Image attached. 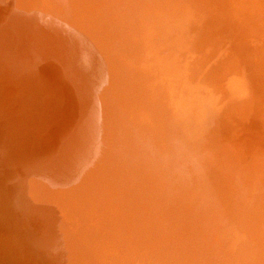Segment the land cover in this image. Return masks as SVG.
I'll return each instance as SVG.
<instances>
[{
	"label": "rangeland",
	"instance_id": "rangeland-1",
	"mask_svg": "<svg viewBox=\"0 0 264 264\" xmlns=\"http://www.w3.org/2000/svg\"><path fill=\"white\" fill-rule=\"evenodd\" d=\"M93 1L95 3L94 15L80 0H62L63 6L62 4L53 5L64 13L61 12L56 17L53 13H49L46 10L43 0H0V58L8 64L6 70L0 66V92L10 97L22 107L24 120L17 118L14 125L16 126L15 129H26L29 133H34L35 140L37 141L35 143L37 153L36 167H26V162L30 159L28 158L30 157L29 140L21 139L18 136L8 138L0 128V141H3L2 146L9 154L21 156L24 169L20 163L17 170L21 173L23 180L36 182L37 185L45 188L43 192H40L41 199L45 203V210L40 209L41 214L39 213L38 215L37 211L33 210L31 203L29 205L31 201H29L28 196L25 195L26 199H21L18 196L15 197V184L10 182L9 179L12 178L9 177L10 174L5 172L4 175H0V264H40L43 262L47 264L45 259L41 257V253L39 254L40 256L35 253V249H47L50 256L55 258V255L60 254V252L58 253L60 246H58V241L53 237L57 232L49 231L46 226H54L64 234L72 227V219L77 217V215L67 216L60 208L63 195L62 193L56 194L53 191V185L51 186L52 175L41 174L39 176L37 171V169H40L38 163L39 153H43L49 157L60 155V150L57 154L54 153L55 149L48 152L45 146L40 149L38 143L40 141L44 142L42 137H44L45 141L49 140L52 133L51 116L60 108L61 98L66 92H70L74 96L83 95L88 103L82 101L67 109L64 120L59 125L62 131L66 132L72 128L71 125L80 122L84 113L87 112L83 109L87 104L88 110L91 111V117L97 115L100 109L103 113L106 143H111V139H115L118 136L121 137V132L124 133L123 138L119 137L123 147V155L119 158L118 163H116L117 172L121 176L120 180L123 182V185H121L120 180H117L116 184L118 185V193L121 194L120 191L124 192V198L132 202V204H138L142 199H150L149 201L156 202L154 204L159 205V207L161 203L165 205L168 203L169 205L167 206H171V208L175 207L173 209L192 206L197 202L201 189L198 177L207 174L209 167L208 170L212 169V171L208 172H213L215 169L213 173L216 175V171L219 170L216 167L221 163L226 165L230 162L231 157V160H236L235 163L234 161H231V163L237 164L239 162L246 168L250 167L249 160L251 159H255L256 164L264 167V155L261 150L248 152L244 148L242 152L238 151L234 153L235 151H231L233 147L235 148L236 139L239 137L237 134L243 135L241 133L243 128V132L245 133L246 128L243 125L246 126L249 115H254L256 108L260 106L259 109H262V112L259 115V122L264 135V30L262 31L261 28L263 27L264 29V7L257 2H251L252 5L249 6L248 0L246 2L244 0H196L197 2L195 0H185L187 2L181 0L180 4L182 5L178 4L179 0L177 2L175 0H127L125 3L124 0H119L121 2L118 0ZM173 2H176L178 5L175 3L176 5L170 6L174 4ZM163 3L167 4L164 6ZM196 4L197 6H195ZM229 4L233 7L230 6V8ZM196 7L200 8L201 13ZM250 8L254 9V11ZM227 10L233 16H230ZM243 10L249 12L244 13V18L240 16L244 12ZM236 12L241 13L238 15ZM256 16L257 18H255ZM238 17L239 19L237 20ZM261 17L262 22L259 21ZM98 18H105L109 24L108 33L106 34L109 35L111 40L115 41V44L111 45L112 47L101 46L88 34L89 32L93 33V31H86L84 33V35L88 36V39L81 37V26L79 24H99ZM166 18L171 21L165 20ZM250 18L253 20L252 22L249 21ZM216 19H218V22L215 21ZM11 22L14 23L13 26ZM51 22H58L61 27L67 30L66 33L70 38H67L65 34L61 35L60 31ZM230 23L231 25H229ZM252 26L254 29L250 30L251 28L249 27ZM159 28L161 30L163 28L164 30L158 31ZM253 30L255 31L254 33ZM240 33L241 35H239ZM255 33H260V35L255 38ZM242 34L244 37H241L243 36ZM200 35H202V38ZM229 35L231 36L229 37ZM248 35L252 37L249 38ZM165 36H168V38H164ZM228 37L229 39L227 40ZM231 37L232 39L234 38V41ZM244 38H246L245 41L249 40L246 41L248 43L244 41ZM132 39L135 40L132 41ZM224 39H226V42ZM252 39L253 42L257 43L256 45L252 42ZM256 39L257 41H255ZM164 40L165 42H163ZM170 40L171 42H169ZM176 40L177 43L180 40V44H175ZM190 40H194V42L192 43ZM230 41H233V43L238 41V43L235 42L236 45H233ZM243 41L246 44L242 45ZM166 42H169V44ZM165 44L168 46H165ZM169 45L172 47L175 45L173 48L176 49H173L171 46L169 47ZM245 45L249 46L245 48ZM184 46L185 48L189 47L188 49L191 50H185ZM232 46L235 47L236 53L231 48ZM167 47L172 49L170 50ZM243 48L248 51L245 49L241 51ZM208 49L211 50L207 53ZM216 49H222L223 52L222 50V53L219 50L216 51ZM167 50H170L169 52L172 54L174 52L175 55H171ZM237 50L241 52L238 54ZM246 51L250 56L248 53L246 55ZM193 52L194 54L196 53V58ZM225 52L229 54L233 52V54L229 56ZM243 54H245V57L242 56ZM238 55H240L241 59L237 57ZM231 56H233V59L236 58L229 60L228 58ZM251 56L255 58V61L250 59ZM203 57L208 58V61L205 58L202 59ZM218 57H220V60ZM245 58L247 59L246 63ZM236 59H239V62ZM204 60L207 62L203 63ZM226 60L231 63L228 64ZM223 61H225V65L221 63ZM76 63L78 64V68L84 69L89 75L79 73ZM232 63L235 65L233 66ZM238 63L240 66L237 65L238 70H236V64ZM207 65L211 67L209 66V68ZM214 67H218L216 68L218 73L217 70L213 71ZM233 70H235V73L231 72ZM260 70L263 71L261 72ZM182 71L185 73H182ZM209 71L210 73L212 71L214 73H211V75ZM201 72L204 76H201ZM256 73L261 79H258ZM76 75L89 79L93 85V88H91L93 93H97L93 81L96 82L100 90L106 93V102L96 97L89 98L81 92L73 82V78ZM260 75L263 76L261 77ZM251 78L254 79L251 80ZM192 79L193 81H191ZM217 80L218 83L216 82ZM185 81L190 85L187 86ZM260 82L261 84H259ZM192 83L194 84L191 85ZM221 83L222 85L219 86ZM262 84L263 86L261 87ZM209 85H213V88L211 87L213 90H211ZM74 87L76 88L75 90H67ZM184 88L187 89L185 90ZM220 88L221 91H219ZM214 92H216V95ZM219 93H223L222 95L220 94L222 97L217 96ZM261 97L263 98L262 100L260 99ZM225 99L227 102L224 101ZM256 100H260V102ZM237 101L241 104L238 105ZM248 102L252 104L251 107L247 105ZM231 103H235V105ZM233 106H235V109ZM238 106H241L242 110ZM251 108L252 110H250ZM238 110H241V112ZM230 113L233 118L230 116ZM236 113H242V115ZM247 113L250 114L247 115ZM0 114H3L1 109ZM246 115L247 117H245ZM219 116L222 118L224 116V120ZM240 117H244L241 118V120L243 119L241 123ZM233 121H236V124ZM215 122L219 124L217 127L215 126ZM211 126L217 128V130ZM221 127L225 128L221 130ZM233 128L236 131L239 129V132H236ZM86 131L89 132L88 130ZM215 133H217L216 135L221 134L223 139L221 136L216 137ZM58 134L62 136L65 133ZM90 134L94 138L93 133ZM236 135L238 136L237 138ZM217 138L221 142H218ZM221 143L222 147L220 146ZM228 143L229 145L227 146L226 144ZM223 146H226L227 149L229 148L227 154H225L226 148ZM133 147L135 148V162H132L128 156L130 151H133ZM33 161H30V164ZM68 168L70 175H72L75 170L71 166V163L66 170ZM249 172L246 169V173L248 174ZM31 173H37V176H31ZM208 175L205 177H208ZM216 177L218 176L216 175ZM261 177L264 178L263 175ZM263 178L260 181L259 176L255 182L253 180L256 178L249 181L246 179L244 182L245 186H258L254 185L257 181L261 185L264 181ZM250 181L254 183L247 185L246 183ZM98 186L89 187L83 192L84 197L80 200L81 204H83L86 198L90 199L88 196H91L93 192H100ZM133 196L134 198H132ZM140 196L142 198L138 199ZM135 199L138 200L136 201ZM161 206L168 208L164 205ZM31 213L37 215L33 221ZM52 216L54 217L51 218ZM30 221L34 222V226L31 223L30 225L28 224ZM247 240L246 235L241 231H233L232 228H226L222 232L221 244L212 246L209 249L212 250L211 255L209 256L208 254L202 258L203 264H236V259L241 249L244 245L247 247L249 244ZM248 247L249 249L252 248L249 245ZM172 250L177 251H175L174 256L171 257L172 259L167 264H181L184 254H179V252L182 249L180 248L178 252L176 246L168 248L169 252ZM34 254L40 259V263L34 259ZM42 256L45 255L43 254ZM146 260L148 261V259ZM136 261L134 260L130 264H149V261L145 263L143 261ZM69 264H72V262L69 261ZM158 264L166 263L159 261Z\"/></svg>",
	"mask_w": 264,
	"mask_h": 264
},
{
	"label": "bare ground",
	"instance_id": "bare-ground-1",
	"mask_svg": "<svg viewBox=\"0 0 264 264\" xmlns=\"http://www.w3.org/2000/svg\"><path fill=\"white\" fill-rule=\"evenodd\" d=\"M43 1H44L46 10L49 13H53L54 16L58 17V14H60L62 12V11H59V9L57 7L53 6V5H58V4H62V6H63L62 0H43ZM125 1H127V0H124V3H125ZM175 1L177 2L178 0H175ZM180 1L181 0H179L178 4H180ZM244 1L246 2V0H244ZM80 2L84 5H86L92 11V13H93L92 15H94L95 3L93 0H80ZM119 2H121V1H119ZM184 2H187V1L184 0ZM184 2H183V4H185ZM189 2H191V1H189ZM196 2H193V3H196ZM251 2H253V3L257 2L262 7H264V0H256V1L248 0L249 6L252 5ZM124 3H123V5H124ZM175 3L172 5H170L169 3L168 4L170 6H173V5L177 4V3L176 4ZM100 4H102V3H100ZM165 4H167V3H163L164 6H165ZM123 5H122V8H123ZM180 5H182V4H180ZM189 5H191V4H189ZM241 5H239V6H241ZM119 6H120V4H119ZM195 6H197V4ZM224 6H225V4H224ZM224 6H223V8H224ZM230 6L231 5L229 4V7ZM202 7H204V6H202ZM231 7H233V6H231ZM196 8H198L197 10L200 9L199 7H196ZM220 9H221V7H220ZM102 10H104V9H102ZM197 10H195V11H197ZM202 10H204V9H202ZM211 10H212V8H211ZM222 10H223V12H225L224 9H222ZM251 10L254 11V9H251ZM121 11H119V12L121 13ZM199 12H200V10H199ZM213 12H214V10H213ZM219 13H221V12L219 11ZM219 13H218V15H220ZM228 13H229V11H228ZM239 13H241V12H239ZM239 13H237V14L239 15ZM244 13H249V12L244 11L242 13V15H240V16H243ZM202 14H204V13H202ZM194 16H196V15L194 14ZM230 16H233V15L230 14ZM234 16H236V15H234ZM164 17H166V16L164 15ZM243 18H244V16H243ZM255 18H257V16ZM238 19H239V17L237 18V20ZM261 19H262V17L259 20L260 22L263 21V20L261 21ZM165 20H169V19L166 18ZM217 20L218 19H216L215 21H217ZM240 20H241V18H240ZM98 21H99V24H79L81 26V33H80L81 37L84 39H88V36L84 35V33H86V31H93V33L89 32L88 34L91 35L92 38L94 40H96L101 46L102 45L111 46V45L115 44V41L111 40L109 35L106 34V33H108L107 29H109L108 28L109 24H108L107 20L105 18H103V19L98 18ZM169 21H171V20H169ZM249 21L252 22L253 20L250 18ZM217 22H215V23L217 24ZM167 23H169V22H167ZM231 23L229 25H231ZM11 24H12V26L14 25L13 22H11ZM51 24L56 29H58L60 31L61 35L65 34V36L67 38H70L69 35L66 33L67 30H65L63 27H61L58 24V22H51ZM226 25H228V23H226ZM251 25H253V24H251ZM263 26H264V24H263ZM220 27H221V25H220ZM249 28H251L250 30H252V28L254 29L253 26L249 27ZM261 28L263 31L264 30L263 27H261ZM160 30H161V28H159L158 31H160ZM162 30H164V29L162 28ZM250 30H249V32H251ZM197 31H199V30H197ZM168 32H170V31L168 30ZM254 32L255 31L253 30V33ZM165 33L167 34L166 31H165ZM230 33L232 34V32H230ZM230 33H228V34H230ZM156 34L159 36L158 33H156ZM168 34H171V33H168ZM233 34H234V32H233ZM249 34H251V33H249ZM180 35H181V33H180ZM239 35H241V33ZM258 35H260V33L259 34L255 33L254 37L256 38V36H258ZM262 35H263V33H262ZM181 36L183 37V35H181ZM201 36L202 35H200V37ZM230 36L231 35H229V37ZM235 36H234V38H235ZM248 36H249V38L252 37L251 35H248ZM160 37H162V36H160ZM229 37L227 38V40L229 39ZM241 37H244V35ZM164 38H168V36H165ZM178 38H179V36H178ZM222 38H223V35H222ZM185 39H187V38H185ZM231 39H232V37H231ZM245 39L246 38H244V41H245ZM133 40H135V39H132V41ZM180 40H179V42H180ZM156 41H158V40H156ZM190 41H192V40H190ZM224 41L226 42V39H224ZM233 41H230V42L233 43ZM238 41H235V42L238 43ZM244 41L242 42V45L248 43L246 41H249V40H246L245 41L246 43H244ZM255 41H257V39ZM163 42H165V40ZM169 42H171V40ZM169 42H166V43L169 44ZM179 42L177 43V40H176L175 44H180ZM193 42H194V40L192 41V43ZM235 42L233 43V45H236ZM252 42H253V39H252ZM173 43H174V41H173ZM188 43H191V42H188ZM253 43H255V42H253ZM167 44H165V46ZM220 44H222V42H220ZM239 44H241V43H239ZM256 44L257 43H255V45ZM162 45H160V46L162 47ZM171 45H173V44H171ZM171 45H169V47ZM225 45H226V43H225ZM177 46H179V45H177ZM248 46L249 45H247V46L245 45L244 47L247 48ZM180 47H182V45H180ZM180 47H179V49L181 50ZM256 47H259V46H256ZM184 48H185V46H184ZM188 48H185V50ZM219 48H222V47H219ZM231 48H233L235 50V47L232 46ZM245 48H243V50H241V49H239V50L244 51ZM168 49H170V48H168ZM173 49H176V48H173ZM211 49H213V48H211ZM211 49H208L207 53ZM214 49H215V47H214ZM233 49H231V50H233ZM237 49H238V47H237ZM188 50H191V49H188ZM218 50L221 52L222 49H218ZM218 50L216 49V51H218ZM245 50H247V49H245ZM177 51H178V49H177ZM224 51H225V48H224ZM241 51H238V54ZM247 51L245 52L246 55L248 53ZM162 52H163V50H162ZM172 52H173V50H172ZM178 52L180 53V51H178ZM222 52H223V50H222ZM228 52H231V51H228ZM169 53H171V52H169ZM188 53H187V55H188ZM210 53H212V52H210ZM234 53H236V50ZM173 54H174V52H173ZM173 54L171 53V55H173ZM180 54H182V52ZM183 54H184V52H183ZM193 54H194V52H193ZM195 54H194V56L196 58ZM227 54H229V53H226V55ZM232 54H233V52H232ZM232 54L230 53L229 56ZM167 55H168V53H167ZM198 55H197V57H198ZM244 55L245 54H243L242 56H244ZM163 56H164V53H163ZM239 56L240 55H238L237 57H239ZM249 56H250V54H249ZM232 57L233 56H231L228 59L230 60ZM204 58L205 57H203L202 59H204ZM218 58L220 60V57H218ZM246 58H245V63L247 60ZM166 59H167V57H166ZM166 59H164V61H166ZM205 59H207V61H208V58H205ZM250 59L255 61V58H252V56ZM197 60H198V58L196 59V62H197ZM210 60H211V58H210ZM236 60H237V62H239V59H236ZM236 60H235V62H236ZM242 60H240V62H242ZM161 61H163V60H161ZM194 61H195V59H194ZM199 61H198V63H199ZM207 61L204 60L203 63L207 62ZM226 61L228 64L231 63L230 61L228 62V60H226ZM263 61H264V59H263ZM224 62L225 61H223L221 63H223L225 65ZM248 62H250V61H248ZM162 63H164V62H162ZM201 63H202V61H201ZM251 63H252V61H251ZM206 64H208V63H206ZM232 64H233V66L235 65L234 63H232ZM237 65H239V63L236 64V70H238ZM256 65L259 66L258 64H256ZM0 66L4 67L5 70H6V68H8V64L4 60H2L1 58H0ZM168 66H169V64H168ZM209 66L207 65V67H209ZM229 66H228V68H229ZM76 67L78 68L77 63H76ZM205 67H206V65H205ZM222 67H224V66H222ZM165 68L167 69V67H165ZM214 68H212V69H214ZM216 68H218V67H216ZM216 68L213 71L217 70ZM225 68H226V66H225ZM78 69H79L78 70L79 73L88 74L84 71V69H81V68H78ZM220 69L222 70V68H220ZM220 69H219V71L222 73V71ZM259 69H260V67H259ZM183 71H185V70H183ZM183 71H182V73H185ZM213 71L211 73H214ZM234 71L235 70H233L231 72H234ZM202 72H204V71H202ZM256 72H257V70H256ZM261 72H260V74H261ZM192 73H193V71H192ZM209 73H210V71H209ZM217 73H218V70H217ZM214 75H216V74H214ZM194 76H196V75H194ZM201 76H204L203 73L201 74ZM260 76L262 77L263 75H260ZM257 77H258V79L260 78L258 76V74H257ZM204 79L206 80L205 77H204ZM252 79H254V78H251V80ZM194 80L196 81V79H194ZM197 80H198V78H197ZM191 81H193V79ZM195 81H194V83H195ZM210 81H211V79H210ZM213 81L215 82V80H213ZM73 82L76 84L75 86L78 87V89L81 92H83L85 95H87L89 98L96 97L99 99H103L106 102V96H105L106 93H104L103 91L100 90V88L96 82L93 81L94 86H95V90L97 91V93L92 92L91 88H93V85L90 83L88 78L80 77L79 75H76L73 78ZM185 82L187 83V81H185ZM216 82L218 83V80ZM194 83H192L191 85H193ZM183 84H184V82H183ZM201 84H203V83H201ZM259 84H261V82ZM259 84H258V87H259ZM189 85L187 83V86H189ZM221 85H222V83L219 86H221ZM199 86H200V84H199ZM209 86L211 88L213 85L212 86L209 85ZM262 86H263V84L261 85V87ZM178 87H179V85H178ZM204 87H206V86H204ZM212 88H211V90H213ZM221 88L219 91H221ZM245 88H246V86H245ZM69 89L75 90L76 88L75 87L74 88H68L67 90H69ZM199 89H201V88H199ZM261 89H263V88H261ZM203 90H204V88H203ZM249 90L251 91V89H249ZM208 91H209V89H208ZM224 91H225V89H224ZM257 91H258V88H257ZM183 93H184V91H183ZM215 93L216 92H214V94ZM223 93H219V94H217V96H220V94L222 95ZM255 96H257V95H255ZM258 96H259V93H258ZM220 97H222V96H220ZM259 97H257V98H259ZM223 98H224V96H223ZM260 99L262 100L263 98L261 97ZM236 100H238V99H236ZM82 101L88 103L87 99L83 95L74 96L70 92H66L63 95V97L61 98L60 108H58L57 112L51 116L52 133H51L49 140L45 141L44 137H42V139L44 141V142H42L39 139L40 143H38V145H39L38 147L40 149H42L43 146H45V149L48 152H51L53 149H55L54 150L55 154L59 153V150L61 152H60V155H52V157H49L43 153H39L38 154V160H39L38 163H39V167L41 170L37 169L38 174H39V176L41 174L42 175H46V174L52 175L51 186L53 185V191L56 192V194L62 193V195H63V201H62V204H60V208L66 213L67 216L77 215V217L72 219L71 222L73 223V225L69 229L68 232L64 233L65 235L63 234V232L61 233V231H58L56 229V227L47 225L46 227L49 229V231H56L57 232V234H55L53 237L58 241V246H60V251H58V253L60 252V254L55 255V258H53L52 256H50V253L47 249H35V253L38 256H40L39 254L41 253V257H43L45 259V262L47 264H69V261H71L72 264H128V263L130 264L134 260H137L136 262L143 261V263L149 261L148 262L149 264H158V262L161 261L162 263L167 264L169 262V260L172 259L171 257L174 256L175 251H177V250H172L169 252L168 248L172 247V246H176L178 248V252L180 251L179 250L180 248L182 249L181 252H179V254H184V258L181 261V264H203L202 258L206 257L208 254H209V256L211 255L212 250H209V249L212 246H218L221 244L222 232H224V230L226 228H232L233 231H241L242 233H244L248 239L247 240V242H249L248 245L252 247L251 249H249L248 245H247V247L245 245L243 246V248L241 249V252L238 255V258L236 259V264H264V181L261 185H259L257 183L258 182L257 181L254 185H258V186H255V187H249L248 184L251 183V181L246 183L248 186H245V183H244L246 179H248L247 181H249L250 179L253 180L254 178H256L253 180L255 182L257 180V178H259V176H260V181H261V179L263 178L261 176L262 175L264 176V167H261V166H259V164H256L255 159H251V160H249L250 167L247 165L249 168H246V167H243V165L240 164L239 162H237V164H234L236 162V160L235 161H234V159L231 160L232 157L230 156L231 158L229 160L230 161L229 163H227L226 165L221 163L218 167H216L217 169H219L218 171H216V173H217L216 175L218 177H216V175H214V173H213L215 169L213 170V172H208L210 170L212 171V169L208 170L210 167L207 169V174L203 173L205 175H203V176L200 175V177H198L199 184L201 183L200 184L201 189H200V193H199V197H198L197 202H195L194 205H192V206L185 207V208L180 207L179 209H173L175 207L171 208V206L170 207L167 206V205H169L168 203H167V205H165L162 203L160 204L157 201L160 204V207H159V205L154 204L156 202L149 201L150 199L149 200H145V199L143 200L142 199V200H140L141 201L140 203L132 204V202H129L126 198H124V192L120 191V193L122 194L121 195L117 191L118 185L116 184V182H117V180H120L121 176L117 172L116 163H118L119 158H121L123 155V147L121 144V139H119L120 136L116 137L115 139H111V143H106V131L103 127L104 126V124H103V113H102L101 109L97 115H94L93 117H91V111L88 110L89 108L86 104L85 107H83V109L87 112L84 113V115L82 116L79 123H75L74 125H71L72 128H70L66 132L62 131L59 127V125L64 120V115H65V112L67 111V109L70 106H73L75 104L77 105ZM224 101H226V99ZM256 101H258V100H256ZM256 101H254V102H256ZM258 102H260V100ZM237 103H238V105L241 104V103L239 104V101H237ZM251 103H252V100H251ZM231 104L235 105V103H231ZM247 105H249L251 107L252 104H249V102H248ZM262 105H263V103H262ZM241 106L240 107L238 106V107L241 109ZM253 106H254V104H253ZM233 107L235 109V106H233ZM238 107H236V109H238ZM258 107H259V105H258ZM259 108H256V111H254V115L247 113V115L250 114L252 117L249 115V117H248L249 120L246 122V126L243 125L246 128V131L244 130L245 133L243 132V129H244L243 128L241 131V133H243V135L237 134L239 137L236 135V138L237 137L238 138L237 139L235 138L237 140V142L235 144V148L233 147V150H231L232 152L233 151H235L234 153H236L238 151L242 152V150L244 151V148H245L248 152H253L254 150H261L262 154L264 155V135H263L262 129L260 127V122H259V117H260L259 115L262 112V109H259ZM0 109L3 111V114H4V115L0 114V128L3 130V133L5 135H7L8 138L18 136V137H21V139L29 140L28 146L30 149V157H28V158H30V159L26 162V167L32 166L35 168L36 167V161H37V153H36V148H35V143H37V141L35 140V135H34V133H29L28 131H26V129H23V130L22 129H15L16 126L14 125L17 118L24 120V112L22 110V107L19 104L15 103L10 97H8V96L4 95V93L0 92ZM241 110H238V111L241 112ZM250 110H252V108ZM227 111H229V109H227ZM223 112H225V111H223ZM243 112L246 113L245 111H243ZM236 114H240V113H236ZM240 115H242V113ZM247 115L245 117H247ZM220 116H222V115L220 114ZM230 116H232L231 113H230ZM220 118L223 119L224 116H223V118L222 117H220ZM232 118H233V116H232ZM236 118H238V116H236ZM241 118H244V117L239 118L240 123L243 120V119L241 120ZM218 122H219V120H218ZM228 122H230V121H228ZM233 122L235 123L236 121H233ZM240 123H239V125H240ZM215 124H216V122H215ZM218 125L219 124H216L215 126L217 127ZM211 127H213V126H211ZM222 127H221V130L225 128V127L224 128H222ZM232 127H233V125H232ZM234 128H233V130H235ZM148 129H149V127H148ZM214 129L217 130V128H214ZM86 130H88L90 133H93L94 138H92L91 134L89 132H87ZM218 130H219V128H218ZM212 131L215 132V130H213V129H212ZM228 131H229V128H228ZM236 132H234V133H236ZM58 133H65V134L61 136ZM121 133H122V135L120 138H123L124 133L123 132H121ZM216 134L217 133H215V135ZM218 136H221V134L216 135V137H218ZM222 139H223V137H222ZM219 140L220 139H218V142H221V140L220 141ZM224 140H226V139H224ZM224 140H222V141H224ZM226 142H228V141H226ZM2 143H3V141H0V146H1L0 147V175H4L5 172L9 173L10 174L9 177H12L9 179L10 182L15 184V188H14L15 189L14 190L15 197L18 196L21 199H23V198H25V195L28 196L29 201H31V202H29L27 200L29 202V205L31 203L33 210L37 211L38 215H39V213L41 214L40 209L45 210V208H44L45 203L41 199L42 197H41L40 192H43L45 190V188H42L41 186L37 185L36 182L23 180L21 173H19L17 170L20 166V163H21V167L24 169V166H23L24 163L21 162L22 161L21 156L9 154L3 148ZM234 143H232V144H234ZM226 145L228 146L229 143ZM93 146H94V148H93ZM220 146L222 147V143ZM221 147H219V148H221ZM223 147L226 148L225 154H227V151L229 150V148L227 149L226 146H223ZM133 151L131 150L130 153L128 154V156L132 162H135L136 160H135V154H134L135 153L134 147H133ZM32 160H34V161L30 164V161H32ZM231 161H234V163H231ZM245 161H246V159H245ZM70 163H71V166H73V168L75 170V172H73L72 175H70V173H69V168L66 170V168L70 165ZM246 164H248V163H246ZM245 168L250 171L248 174L246 173ZM41 171H42V173H41ZM205 171H206V169H205ZM205 171L203 170V172H205ZM208 173H209V175H208ZM211 173H212V175L210 176ZM207 175H208V177H205ZM31 176H37V173H31ZM253 181H252V183H254ZM120 183H121V185H123L122 181ZM95 185H99L98 189L100 192H95V193L93 192L91 194V196L90 195L88 196V198H90V199L86 198L84 200L83 204H81L80 200L83 199V197H84L83 192L86 191L89 187H92ZM251 186H253V185H251ZM125 187H129V186H125ZM132 198H134V196ZM135 198H137V197H135ZM141 198H142V196H140L138 199H141ZM160 198H161V196H160ZM88 200L89 201L91 200V201L89 202ZM161 205H164V206L168 207L169 209L164 208ZM31 216H32L31 218L33 221L34 217H36L37 215L34 213H31ZM53 217L54 216H52L51 218H53ZM32 221L28 222V224L30 225V223H31L34 226V222H32ZM40 233H43V232H40ZM36 254H34L33 257L35 260H37L38 263H40V259L37 257ZM43 254L45 256H42ZM137 257H138V259H137ZM146 259H148V261ZM153 259L158 260V261H155V260L152 261ZM54 261H55V263H54ZM42 262H43V260H42ZM43 263H40V264H43Z\"/></svg>",
	"mask_w": 264,
	"mask_h": 264
}]
</instances>
